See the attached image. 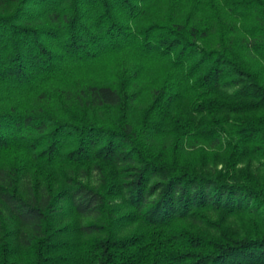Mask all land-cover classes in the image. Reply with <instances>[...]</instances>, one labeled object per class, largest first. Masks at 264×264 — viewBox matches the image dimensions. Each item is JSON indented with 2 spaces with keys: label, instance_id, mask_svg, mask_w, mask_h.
<instances>
[{
  "label": "trees",
  "instance_id": "16d2710c",
  "mask_svg": "<svg viewBox=\"0 0 264 264\" xmlns=\"http://www.w3.org/2000/svg\"><path fill=\"white\" fill-rule=\"evenodd\" d=\"M257 109L264 0H0V264H264V184L235 174L247 149L264 158ZM120 186L135 234L55 239L61 200L111 216ZM210 208L256 218L220 238L181 224Z\"/></svg>",
  "mask_w": 264,
  "mask_h": 264
},
{
  "label": "rangeland",
  "instance_id": "374dc122",
  "mask_svg": "<svg viewBox=\"0 0 264 264\" xmlns=\"http://www.w3.org/2000/svg\"><path fill=\"white\" fill-rule=\"evenodd\" d=\"M232 91H229L225 96L230 97ZM228 102L234 100L226 99ZM264 112V109H257L254 114L259 115ZM224 115L234 116V114L221 113ZM216 173L224 174L227 172V156L222 155L218 159V164L215 166ZM87 175L84 169L78 170L74 176V180L82 181L85 184H91L102 190L105 187L106 181H102L98 172L94 169L87 168ZM236 177L239 179L249 177L256 181L258 185L264 184V158L259 152L247 149L246 153L239 159L235 168ZM107 179L110 180L109 185H116L121 182L122 175H118L114 171L107 172ZM56 186L62 189L71 188L70 182L63 177L56 180ZM116 195L110 198V206L112 209L111 216L107 213L97 216H86L77 214L72 207V201L69 198H64L58 203L59 210L52 217V225L56 229L62 231L56 236V240L60 242H80L90 238L113 234L117 237H129L135 234L141 227L139 216L126 203L125 190L120 186L116 191ZM256 216L246 210L228 214L214 209H205L201 211L196 218L181 221V224L202 233L211 238H220L223 234H241L245 229L249 228L250 222ZM102 225L100 229H92L89 233L85 227L89 225ZM11 233L8 241L12 242L15 248L22 246V235L27 232L26 228H22L17 222L11 224Z\"/></svg>",
  "mask_w": 264,
  "mask_h": 264
}]
</instances>
